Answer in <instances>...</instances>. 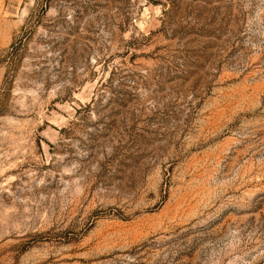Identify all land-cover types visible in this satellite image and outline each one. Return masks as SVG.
<instances>
[{
	"label": "rangeland",
	"instance_id": "1",
	"mask_svg": "<svg viewBox=\"0 0 264 264\" xmlns=\"http://www.w3.org/2000/svg\"><path fill=\"white\" fill-rule=\"evenodd\" d=\"M0 264H264V0H0Z\"/></svg>",
	"mask_w": 264,
	"mask_h": 264
}]
</instances>
